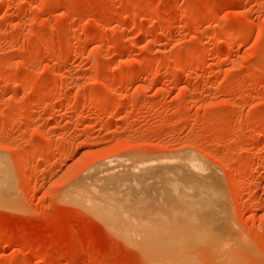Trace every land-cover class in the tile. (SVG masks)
<instances>
[{
    "label": "rangeland",
    "instance_id": "obj_1",
    "mask_svg": "<svg viewBox=\"0 0 264 264\" xmlns=\"http://www.w3.org/2000/svg\"><path fill=\"white\" fill-rule=\"evenodd\" d=\"M111 167L142 205L76 195ZM190 173L207 214L156 205ZM147 227L184 229L178 264H264V0H0V264H158L118 231Z\"/></svg>",
    "mask_w": 264,
    "mask_h": 264
},
{
    "label": "bare ground",
    "instance_id": "obj_2",
    "mask_svg": "<svg viewBox=\"0 0 264 264\" xmlns=\"http://www.w3.org/2000/svg\"><path fill=\"white\" fill-rule=\"evenodd\" d=\"M192 161H193V159H192ZM188 166H189V164H188ZM192 167L189 166V170ZM123 168L120 167V170H123L120 173H117L119 171H117L116 169H114L112 167L109 168L110 170L107 168H105V169L100 168V169L96 170L95 172L92 170L91 174L89 173L88 176H86L85 178H82L81 181H79V183L76 185V187H75V190L77 193L76 195L79 196V198L82 200V202L84 204L92 207L91 209H93V207H95L96 210L94 209L93 211L97 212L101 209L100 212L102 213V211H103V214H105V213L107 214V212H105L107 210L109 211V210L118 209V210L122 211L123 208L124 209H126L128 207L131 208V205H133V204L135 205V203L137 205H142L141 202L144 201L145 196L148 195V193H149L148 189L146 187V181L149 180V178L147 179V174L142 169H137L135 176H134L135 178L133 179L132 176L130 175L129 171H127V170L125 171V169H123ZM195 168H197V167H195ZM195 168H192V169L194 170ZM192 169H191V172L193 171ZM111 170H113V171H111ZM115 170L117 172H114ZM194 171H196V169ZM198 171H196V172H198ZM192 174H193V172H192ZM198 174L200 175V171ZM178 175L174 174L172 177L168 176L169 177L168 179L170 181L168 182V186L166 188H163V189L158 188V189L154 190L153 193H155V194L152 193V196H155L156 205L163 208V210L168 208L167 209L168 211H169V209H171L172 211L174 210L175 213L180 212V215H181V212H184V213L188 212L189 214L192 213V214L202 215L203 211H205L207 214L208 212L206 210H203V209L204 208L207 209V207L212 202L211 201L212 198H209L210 195L208 196L207 192H205V190L201 188L202 183L200 184L199 183L200 181H198L201 179V177H200V179H199V176H197V177L194 176L195 178H198V179H195L194 177L191 178V173L189 175H187L186 177H185V174H183V176L180 174V177ZM194 179L199 184H197ZM192 180H194V181L192 182ZM203 184H205V183H203ZM130 190L134 191V193L136 195V199H133V197H131ZM72 192H75V191H72ZM72 194H75V193H72ZM74 197H76V196H74ZM79 198H77L78 202H79ZM211 205H213V203H211ZM158 206H157V208H159ZM97 208H99V210H97ZM161 208H159V209H161ZM198 209H200L201 211L200 212L196 211ZM209 210H211V208H209ZM124 211H126V210H124ZM111 212L109 211V214H111ZM205 212H204V214H205ZM128 213H129V211H128ZM128 213L125 214V216L128 215ZM98 214H99V212H98ZM120 214L123 215V213H120ZM112 215L113 214H111L110 216H112ZM156 217H158V216H156ZM121 218L123 219V217H121ZM125 218H127V216ZM149 218H152V217H149ZM187 218H189V217H187ZM104 219H105V217H104ZM124 220H126V219H124ZM111 221L113 223V221H115V219L111 220ZM117 221H118V219H117ZM107 223H109V222H107ZM114 224H115V222H114ZM180 229L169 230V228L166 229V227L165 228L164 227H151V228L147 227V228H133V229H124V228L121 229L120 228V229H118V231H119V233L126 235V237L128 236L129 238L132 237L134 239L139 240V242H140L139 246L141 247L143 252L146 253L145 255H148L149 258H151L152 260H155L156 262L159 261L160 263H158V264H161V261H164V263H166V264H178L179 262H183V261L185 262L186 259H188L189 257L191 258V255L193 254L192 251H190V249H187L188 247L184 248V246H182L183 249H187L192 253L191 254L190 252H187V253H190L191 255L189 254V257L186 258L188 254L185 255V252H183L186 250H183V249L181 250V245H183V244H181V242L184 240L182 233L184 234L186 232L185 231L182 232L184 229L183 230L182 229L180 230ZM207 229L205 227V231ZM185 230L188 233L191 232L190 231L191 229L187 230L185 228ZM209 232H211V230ZM222 232H224V231H222ZM191 233H192L191 234V238H192V237H194V236H192L193 234L199 235L200 230H193ZM187 234H186V236L190 235V234H188V235ZM201 236H202V234H201ZM195 239H196V237H195ZM199 239H201V238H199ZM185 241H186V239H185ZM186 242H188V241H186ZM191 242H188L189 246H190ZM215 244H216V242H215ZM216 245H218V244H216ZM219 245H220V243H219ZM216 247L219 248V246H216ZM221 247H223V246H221ZM191 248H193V247H191ZM196 249H198V248H196ZM183 263H181V264H183Z\"/></svg>",
    "mask_w": 264,
    "mask_h": 264
}]
</instances>
